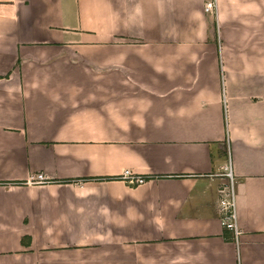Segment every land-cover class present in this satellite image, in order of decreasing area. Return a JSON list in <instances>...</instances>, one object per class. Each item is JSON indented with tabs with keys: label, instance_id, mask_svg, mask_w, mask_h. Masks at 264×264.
I'll return each instance as SVG.
<instances>
[{
	"label": "crops",
	"instance_id": "1",
	"mask_svg": "<svg viewBox=\"0 0 264 264\" xmlns=\"http://www.w3.org/2000/svg\"><path fill=\"white\" fill-rule=\"evenodd\" d=\"M203 2L0 0V264H264V0Z\"/></svg>",
	"mask_w": 264,
	"mask_h": 264
},
{
	"label": "built area",
	"instance_id": "2",
	"mask_svg": "<svg viewBox=\"0 0 264 264\" xmlns=\"http://www.w3.org/2000/svg\"><path fill=\"white\" fill-rule=\"evenodd\" d=\"M203 9L206 12L215 13L216 0H204ZM227 175L229 176V182L224 188L221 189L222 195L218 201V208L220 212V222L223 228L230 230V238L235 240L241 233V228L236 222L232 175L229 170H227ZM121 176L131 184H138L146 179L144 175L132 172L129 169H124L121 173ZM45 179V175L40 172L31 174V180L34 182H43Z\"/></svg>",
	"mask_w": 264,
	"mask_h": 264
}]
</instances>
